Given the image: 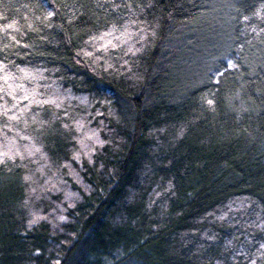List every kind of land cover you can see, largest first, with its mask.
Instances as JSON below:
<instances>
[{
  "label": "trees",
  "instance_id": "1",
  "mask_svg": "<svg viewBox=\"0 0 264 264\" xmlns=\"http://www.w3.org/2000/svg\"><path fill=\"white\" fill-rule=\"evenodd\" d=\"M0 264H264V0H0Z\"/></svg>",
  "mask_w": 264,
  "mask_h": 264
},
{
  "label": "rangeland",
  "instance_id": "2",
  "mask_svg": "<svg viewBox=\"0 0 264 264\" xmlns=\"http://www.w3.org/2000/svg\"><path fill=\"white\" fill-rule=\"evenodd\" d=\"M183 39L179 37V42H174L168 54H170L171 64L165 67L168 75L173 80L179 81L183 78L192 80L195 75L200 72L205 67H209L215 63L217 57H214L210 51L212 50L210 44H206L205 32L199 30L197 24L193 25L190 29L185 31V34L182 35ZM115 38V37H114ZM113 37L105 38L103 45L104 48H112L117 42V38ZM182 41V42H181ZM225 65L230 67L232 64L229 63V60L223 58ZM223 62V63H224ZM187 76V77H185ZM96 142L97 139L93 136L86 138L82 142V147L87 148V142L91 141ZM67 198L70 199L73 197L72 194L67 193Z\"/></svg>",
  "mask_w": 264,
  "mask_h": 264
},
{
  "label": "snow or ice",
  "instance_id": "3",
  "mask_svg": "<svg viewBox=\"0 0 264 264\" xmlns=\"http://www.w3.org/2000/svg\"><path fill=\"white\" fill-rule=\"evenodd\" d=\"M209 103H211V101H209Z\"/></svg>",
  "mask_w": 264,
  "mask_h": 264
}]
</instances>
